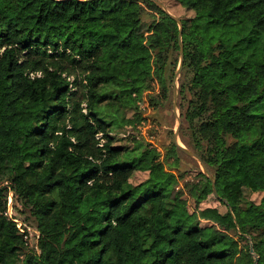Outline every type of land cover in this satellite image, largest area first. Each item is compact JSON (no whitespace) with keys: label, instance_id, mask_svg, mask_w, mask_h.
Listing matches in <instances>:
<instances>
[{"label":"trees","instance_id":"16d2710c","mask_svg":"<svg viewBox=\"0 0 264 264\" xmlns=\"http://www.w3.org/2000/svg\"><path fill=\"white\" fill-rule=\"evenodd\" d=\"M174 1L180 30L152 0H0V264H253L250 244L264 264V0ZM180 50L181 136L216 224L189 210L212 182L172 172L173 141L113 137L134 99L168 97Z\"/></svg>","mask_w":264,"mask_h":264},{"label":"rangeland","instance_id":"374dc122","mask_svg":"<svg viewBox=\"0 0 264 264\" xmlns=\"http://www.w3.org/2000/svg\"><path fill=\"white\" fill-rule=\"evenodd\" d=\"M155 2H157L159 6H162L164 9H166L178 20L191 17L193 14L191 11L184 9L174 0H155ZM178 64L179 62L177 63L175 74L172 79V87L168 93L167 98L162 99L157 96L159 89L155 84L152 91L146 92L143 94L144 96L134 99L136 100V103L138 105V110L136 112L139 114L140 120L138 122H136V120L134 121L133 112L131 110H128L126 112V116L129 119H132L133 122L131 125L123 126L115 135H113L116 144L129 143V140L132 137L139 138L140 136L144 135L153 147L157 148L160 151H163L164 147L167 146L170 141H173L175 143L174 137L176 136L177 144L186 148L188 151H191V149L183 143L181 136V117L179 107L181 100L178 90L180 73L176 75ZM178 121L180 123L179 126ZM179 157L180 164L178 165V169L171 170L176 175H178L179 172H184L185 181L194 179L197 172L199 170L202 171V168L196 159L186 155L183 152L179 155ZM142 179V174H135L132 178V182H138ZM184 180H178V188L183 187ZM8 196L9 215L15 218V221L17 222V226L19 228L23 229L24 227H26V232L28 233V241L31 245L34 246L37 242V230L31 223L24 222V215L16 211L14 205H16L17 203L14 204V199L11 192ZM246 196L254 202H258L260 199V193H248L246 194ZM188 208L190 211L204 208H216L218 210L215 216V220L210 221L202 219V225L219 223L221 221V215L226 211L225 206L222 205L212 194L198 205L189 200Z\"/></svg>","mask_w":264,"mask_h":264},{"label":"water","instance_id":"95a60500","mask_svg":"<svg viewBox=\"0 0 264 264\" xmlns=\"http://www.w3.org/2000/svg\"><path fill=\"white\" fill-rule=\"evenodd\" d=\"M154 2H155V0H153ZM157 5H158V3L157 2H155ZM159 6V5H158ZM163 11H165L167 14H169L177 23H178V26H179V30H180V28H181V22H180V20H178L176 17H174L172 14H170L166 9H164L162 6H159ZM182 62H183V54H182V50H180V58H179V64H178V69H177V71H176V75L177 74H179L180 73V71H181V67H182ZM180 125V123H179V121H178V126ZM176 136L174 137V141H175V144L179 147V149L183 152V153H185L186 155H188V156H190V157H192V158H194V159H196L198 162H199V164H200V166H201V168H202V172L211 180V182H212V191H213V196L215 197V198H217V199H219L220 197L218 196V194H217V191H216V188H215V182H214V179H213V177H212V175H211V173L209 172V170L207 169V167H206V165L202 162V160L199 158V156L197 155V154H195L194 152H191V151H188L186 148H184V147H182V146H180V145H178L177 144V141H176ZM224 202H225V200L224 199H222ZM249 249H250V253L254 256V261H253V264H256L257 263V259H258V257L257 256H255V254L253 253V247H252V245L250 244V246H249Z\"/></svg>","mask_w":264,"mask_h":264},{"label":"built area","instance_id":"2783aa9c","mask_svg":"<svg viewBox=\"0 0 264 264\" xmlns=\"http://www.w3.org/2000/svg\"><path fill=\"white\" fill-rule=\"evenodd\" d=\"M10 193V192H9ZM9 197V196H8Z\"/></svg>","mask_w":264,"mask_h":264}]
</instances>
